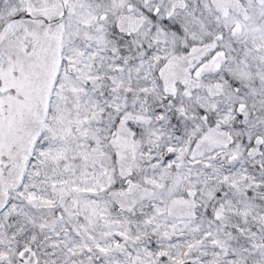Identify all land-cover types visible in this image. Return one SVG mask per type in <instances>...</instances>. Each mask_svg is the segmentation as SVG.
<instances>
[{
	"label": "snow or ice",
	"instance_id": "6c2138e0",
	"mask_svg": "<svg viewBox=\"0 0 264 264\" xmlns=\"http://www.w3.org/2000/svg\"><path fill=\"white\" fill-rule=\"evenodd\" d=\"M0 264H264V0H0Z\"/></svg>",
	"mask_w": 264,
	"mask_h": 264
}]
</instances>
